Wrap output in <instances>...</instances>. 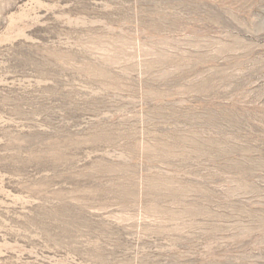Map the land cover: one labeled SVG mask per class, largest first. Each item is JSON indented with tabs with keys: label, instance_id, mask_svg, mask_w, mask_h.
Instances as JSON below:
<instances>
[{
	"label": "rangeland",
	"instance_id": "obj_1",
	"mask_svg": "<svg viewBox=\"0 0 264 264\" xmlns=\"http://www.w3.org/2000/svg\"><path fill=\"white\" fill-rule=\"evenodd\" d=\"M0 264H264V0H0Z\"/></svg>",
	"mask_w": 264,
	"mask_h": 264
}]
</instances>
